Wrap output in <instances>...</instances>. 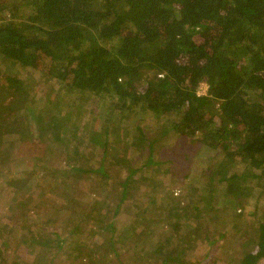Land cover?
I'll list each match as a JSON object with an SVG mask.
<instances>
[{
  "label": "trees",
  "instance_id": "1",
  "mask_svg": "<svg viewBox=\"0 0 264 264\" xmlns=\"http://www.w3.org/2000/svg\"><path fill=\"white\" fill-rule=\"evenodd\" d=\"M34 76L70 101L48 109ZM92 96L109 109L80 136ZM172 132L203 144L212 182L160 187L171 174L155 156ZM42 138L55 145L49 162ZM0 175L9 210L27 212L20 225L10 211V233L37 262L195 264L201 244L224 243L230 264H260L264 0H0ZM39 208L51 227L32 221ZM214 218L226 221L217 237ZM0 242L5 264L14 242Z\"/></svg>",
  "mask_w": 264,
  "mask_h": 264
},
{
  "label": "rangeland",
  "instance_id": "2",
  "mask_svg": "<svg viewBox=\"0 0 264 264\" xmlns=\"http://www.w3.org/2000/svg\"><path fill=\"white\" fill-rule=\"evenodd\" d=\"M25 72H26L25 73L26 76H33V73L30 72L29 70ZM34 79L38 81L37 87L35 88V92L37 95L38 93L42 92L40 93V98L43 99L44 105L46 102H48L49 105H46L48 109L52 107V103L50 104V101H53L56 98L58 101L59 99H61L62 104L65 103V105L67 102L70 101L69 94H66V93L58 94L57 90L53 86H50L49 84L45 82H42V80L40 82V79L38 78V76H34ZM200 92H203V90H200ZM80 103H81L80 105L84 109L86 108V111L79 120V124L81 125L79 134L80 136L86 135L87 133L91 135L95 132L94 130L97 129V127L103 121V115L104 116L106 115L109 109V106L106 105L104 102L99 101L96 96H92L89 99L88 103L85 101H80ZM37 106H38V109L42 107L41 100L37 101ZM67 109L69 110L70 106H68ZM38 112H41V110H38ZM67 119L68 120L70 119V114H68ZM137 121H138V118L135 117L133 118L132 123H135ZM154 122H155L154 119H151V118H149L146 121H142V126L145 130V133H147L148 136L153 135L154 130L157 129ZM87 124L89 125V128L87 127ZM149 126H151L152 128H150ZM27 141L34 143V144L38 143V139L36 138L28 139ZM39 143H41L40 148L42 149V152H43V147H44V157H43L45 159L44 161L49 162L51 158L50 156L52 155V154L49 155L50 154L49 151L51 150V148L55 149V145L50 140H47V138H44V139L42 138L41 141H39ZM158 150L159 151L156 152L155 157H156V160H159L160 162H164L163 166H161L163 173H165L166 171L164 170L167 169L171 174V177H169L170 182H167V180L164 179L165 182L160 187L165 188V189L173 188L174 190L179 192L182 188H184V186H186L187 182H190L191 178H194V177L198 178L196 182H199V184L200 183L202 184L205 182L207 183L212 182V177L214 176L213 173L210 172L212 166L210 165V163L207 162L208 154L205 153V148L201 142L193 141L190 138L177 137L172 132V133H169L168 138L166 139L164 144H162L161 148ZM218 157L220 158V155L217 154L215 158H218ZM215 158H212V159L214 160ZM45 162L43 163L47 165V163ZM28 163L23 165V162H21V166H18L19 167L18 170L20 171V169H22L21 167L27 166ZM244 171H247V168L246 170L244 168ZM160 182H163V180L162 179L159 180V183ZM92 184H93L92 181L90 182L88 181V183L86 184V187L90 189L92 188ZM3 185H4L3 178L0 175V222L2 223L4 222V224L5 223L7 224V226H3L2 229L0 230L2 234L0 236L1 238L0 241H3V239L6 238L8 242H10V240L14 242V244L10 245L9 246L10 248L8 249V255H11L10 256L11 261H7V263L5 264H8V262H10L11 264H19V263L21 264H43L42 262H37L36 259L31 258L28 254H26V248L20 242V239H21L20 235H14L15 236L14 237L13 234L10 233L12 232L11 229L13 228V226L15 225L17 221L19 223L20 220L25 219V216H27V212H25L26 210L25 208L22 209L18 207L17 204L14 206L13 210L12 209L9 210L8 207H9V204L11 203L10 201L12 199L13 192L10 191L7 187L6 189L3 188ZM46 195L47 197L45 199L50 198L54 200V198L56 199L58 198L56 193L52 191H48ZM256 205H257L256 199L255 197H253V199L251 198V200L249 201L246 209L249 210L250 208H253ZM261 208L264 209V201H263V204H261ZM241 210L242 209L240 208V211ZM10 211H13L14 214H16L15 218L17 219V221L15 218L8 216V214H10ZM37 212L38 213H36L33 216V218L31 217L32 221H40V224L45 225V226L48 224V227H51V223L50 222L47 223L48 218L45 217V213H46L45 208H43L42 211H40V208H39ZM241 212L244 214L245 217H247V215L245 214L246 211H241ZM259 216H262V215L261 214L255 215V219H257ZM126 219H127L126 217H123L120 224H123L126 221ZM228 219H231V217ZM224 223L226 224L225 218H214L213 222L211 223V226L209 227L212 231H216L213 234L214 237L218 236V231L223 227ZM228 236H227L228 237L227 239H224L225 241L230 240V235ZM236 237L237 236L234 235L232 239H235ZM9 238L10 240H8ZM225 241H222V242H225ZM1 243L2 242H0V245ZM216 247H219V248L216 249ZM210 248L211 250L208 251V247L205 246L204 244H201L198 250L197 251L195 250V253H196V257H195L196 263L195 264L197 263L198 264H230L231 263V260H230L231 252L228 251V249L224 247V243L218 246L217 244H215L213 247H210ZM110 252L111 250L108 249L105 255V259H107L108 261L113 260L112 254H110ZM47 254H48L47 256H49V253ZM14 255L16 256L13 260ZM4 256L9 259V257H7L6 255ZM25 257L26 259H24ZM17 258H19V261H15V259ZM113 261L109 262V264H116ZM260 264H264V259L261 261Z\"/></svg>",
  "mask_w": 264,
  "mask_h": 264
},
{
  "label": "built area",
  "instance_id": "3",
  "mask_svg": "<svg viewBox=\"0 0 264 264\" xmlns=\"http://www.w3.org/2000/svg\"><path fill=\"white\" fill-rule=\"evenodd\" d=\"M200 90H203V92H200ZM207 91H208V84L207 83H202L201 86H200V88H199L198 93L201 94V95H203V94H206Z\"/></svg>",
  "mask_w": 264,
  "mask_h": 264
}]
</instances>
